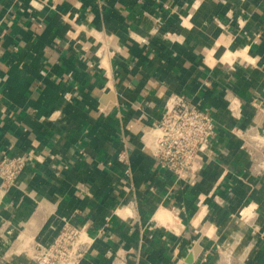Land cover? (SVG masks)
<instances>
[{
  "label": "crops",
  "instance_id": "1",
  "mask_svg": "<svg viewBox=\"0 0 264 264\" xmlns=\"http://www.w3.org/2000/svg\"><path fill=\"white\" fill-rule=\"evenodd\" d=\"M173 94L217 124L189 182L141 140ZM257 107L264 0H0V158L34 157L0 178V264L66 221L95 238L83 264H264V176L231 132L264 133Z\"/></svg>",
  "mask_w": 264,
  "mask_h": 264
},
{
  "label": "built area",
  "instance_id": "2",
  "mask_svg": "<svg viewBox=\"0 0 264 264\" xmlns=\"http://www.w3.org/2000/svg\"><path fill=\"white\" fill-rule=\"evenodd\" d=\"M102 52L99 56L103 55ZM257 108L264 113V107ZM229 109L233 116L240 118V104L236 99L229 100ZM217 132L210 109L195 105L182 94H173L166 103L161 120L153 124L141 140L152 151L161 168L178 180L189 182L200 171L203 157ZM231 132L241 139V148L251 156L254 170L264 176V133L257 126L247 129L233 126ZM33 159L32 154L10 156L3 153L0 178L4 192L16 184L21 172ZM117 160L124 166V174L131 175V160L124 150L119 152ZM94 241L86 226L66 221L50 243L20 237L16 248L27 264H83ZM120 253L117 251L116 257H120Z\"/></svg>",
  "mask_w": 264,
  "mask_h": 264
},
{
  "label": "water",
  "instance_id": "3",
  "mask_svg": "<svg viewBox=\"0 0 264 264\" xmlns=\"http://www.w3.org/2000/svg\"><path fill=\"white\" fill-rule=\"evenodd\" d=\"M195 250H196V252H197V251L199 250V248L196 246ZM192 258H193V254L190 255V256L187 258V261H188V262H191V261H192Z\"/></svg>",
  "mask_w": 264,
  "mask_h": 264
},
{
  "label": "bare ground",
  "instance_id": "4",
  "mask_svg": "<svg viewBox=\"0 0 264 264\" xmlns=\"http://www.w3.org/2000/svg\"><path fill=\"white\" fill-rule=\"evenodd\" d=\"M165 211H166V210H165ZM165 211H164V212H165ZM160 217H162V216H160Z\"/></svg>",
  "mask_w": 264,
  "mask_h": 264
}]
</instances>
